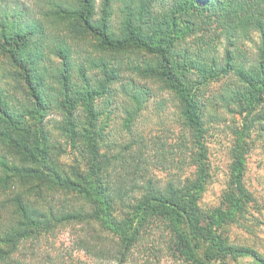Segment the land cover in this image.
<instances>
[{"label":"trees","instance_id":"trees-1","mask_svg":"<svg viewBox=\"0 0 264 264\" xmlns=\"http://www.w3.org/2000/svg\"><path fill=\"white\" fill-rule=\"evenodd\" d=\"M27 1L0 0V206L10 213L0 264H16L22 243L65 224L108 234L113 249L94 232L81 244L117 264L138 251L148 263L167 254L185 264H264L229 234L254 202L243 139L264 129V0ZM139 80L176 99L198 150L210 108L239 117L220 206L200 205L210 181L202 154L190 157L195 174L163 185L146 156H126L134 144L108 153V110L123 96L129 126L152 92Z\"/></svg>","mask_w":264,"mask_h":264},{"label":"rangeland","instance_id":"rangeland-1","mask_svg":"<svg viewBox=\"0 0 264 264\" xmlns=\"http://www.w3.org/2000/svg\"><path fill=\"white\" fill-rule=\"evenodd\" d=\"M160 8V5L156 6V9ZM255 40L257 41V38ZM247 48L249 52L253 53L255 51L254 43H248ZM128 76L133 77L132 75ZM139 81L152 89V92H149V99L129 126H126L125 122L126 110L133 107L130 108V105L124 102L123 96L118 95L114 105L108 110L111 112L107 113L106 117L108 124L105 134L110 144L108 153L118 155L124 151L120 147L134 144L126 156H146L145 166L148 167L150 176L163 185L173 178L185 179L195 174L197 167L190 157L202 154L207 158L210 181L201 195L200 205L204 209L220 206L228 190L227 187L230 185L232 150L238 139L235 132L239 117L235 118L228 114L220 105L210 108L208 131L205 139H202L204 148L198 150L195 137L182 126L176 99L152 83ZM220 88L219 84L212 85L208 89V95L216 94ZM49 119L53 123L59 122L61 115L54 114ZM243 141L248 146L245 156L246 175L244 180L253 195L254 202L250 204L251 210L246 217L247 220H244L241 226L231 227L230 240L236 245L251 247L264 258L263 127H256ZM3 154V150L0 149V156ZM162 159L166 162H162ZM2 195L0 190V196ZM3 198V196L0 197V200ZM1 206L0 226L6 223L10 216L9 210L4 209L6 205ZM93 232L99 236L102 235L103 240L99 239L104 242L102 247L114 248L108 234L100 232L98 227L95 231H91L90 228L83 225L65 224L58 226L51 233L41 236L38 240L22 243L12 254V260L16 264H117L111 261V258L97 257L91 247L89 250L82 246L81 242L86 239L90 242V236L96 235ZM138 252L135 253L134 261L131 260L127 264H185L167 254H163L159 261L148 263L146 255L138 254ZM241 264L255 263L252 258L246 257L241 259Z\"/></svg>","mask_w":264,"mask_h":264}]
</instances>
